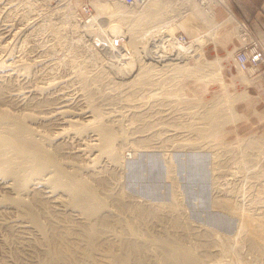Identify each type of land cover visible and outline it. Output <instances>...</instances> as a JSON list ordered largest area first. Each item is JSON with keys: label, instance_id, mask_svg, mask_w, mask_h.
<instances>
[{"label": "rangeland", "instance_id": "rangeland-1", "mask_svg": "<svg viewBox=\"0 0 264 264\" xmlns=\"http://www.w3.org/2000/svg\"><path fill=\"white\" fill-rule=\"evenodd\" d=\"M171 1L173 5H179L181 1L184 2L185 0ZM100 2H102L103 4L99 5L98 3ZM84 7L90 8L89 14ZM92 15H97L100 20H98L97 22L92 20L88 21ZM133 17L134 16L132 14L129 15L124 10L115 13L111 12L108 8V0H104V2L103 0H0V36L6 31L10 30L8 33H5L6 35L4 34L2 35L3 37H0V45H3V48L0 47V59L4 57V59L0 60V62H6L4 64L2 62V64L0 63V107L7 108L17 115H22L23 113L28 112L31 113L32 116L36 117L32 120L27 118L25 119L28 124L30 123V125H32V127L34 125V132L32 133V135L34 134L33 136H35V132H37V137H35L40 140H44V138L46 137V141L44 140L46 143L43 141L44 144L48 146L47 148L50 147L51 150H57V152L59 150V154L57 152L56 153L59 158L61 157L60 160L65 162H63V165L64 167H68L66 168L67 170L70 169L74 171V168L76 167L75 170H77L78 168L79 171H82L79 173V171L77 170L79 175L82 176V174H84L86 177H82L86 179L88 177L87 181L90 179L92 185L94 184V187L97 185L96 188H100L96 189L97 192L99 191L100 195L102 194L104 196V199H107V201H105L108 203L103 210V215H105L106 213V218L108 219L111 217H117L113 220L112 218L111 220L109 219V221L111 222L110 224H107L110 226V230H105L108 225L102 227V234L103 232L105 233L99 240L100 242L97 241V243L102 244L97 245V248L95 247L96 253H94V249L91 251V253H93V257L91 258L92 254L90 253V255L85 259L84 256L79 253V256L81 257L82 255V258H84L85 261L87 260V258H90L86 262H82L84 261V259H82V263L79 261L81 260L79 258L76 263L78 262L77 264H79L80 262V264H106V260L109 257V254L107 253L118 254L120 253V249L121 252H123L122 248H119L120 245L116 244L118 239H116V242L114 244V238H117L116 234H119V232L117 231L118 229L120 230V233L123 234V231H121V229L125 231L123 225L128 222L130 224L132 222L134 226L140 224V228L139 226H136L134 230L139 228L137 231L135 230L136 232L134 230H127V232H124V234L122 235L123 237H125V234H127V238H130L132 240L137 239L138 241L140 239L142 240V242L139 241L141 243L146 242L148 245H150V243L151 245H154V247H151L145 243V251L143 252L146 253V255H142V252L141 257H145L143 260L146 263L142 264H153V258L154 264H159L158 262H160V260L157 256L159 255L160 258L161 247H156L158 243L154 241H157V239L159 240L160 238H170L169 240L171 241H173L174 239L173 242L181 241L182 243H184V246L190 245L191 247H189L191 249L195 245L193 251L198 249V252H195L196 254H198L197 256H199L203 260L206 258V256L208 257V259L211 258L210 262L209 260L207 261V258L206 261L204 260V262H207V264H221L223 261L225 263L229 261V264H231V262L233 264L234 261L231 260L233 258L231 257L232 252H227L228 254L224 252L225 249L223 248L224 251L222 250V245H220L218 239L223 238L227 242L232 240L231 245L233 247L238 243V245L236 246L237 251L239 250L238 246L243 250H240L238 253H241L240 255L244 259H248V256H253L254 252V256L257 255L256 258H258V261H256V258L255 261H253L254 257H251L252 260H250L251 258H249L248 260H250L252 264H255V262L256 264H259L260 262L264 263V237H261L264 236V228L263 230L261 229V235L259 233V235H255L254 231H251L250 233V231L248 230L250 233L249 235L251 236L246 233L247 231L238 232L237 228L239 226L240 220L239 213L237 212L245 211V213L250 214V217L252 218L250 223H252V221L254 220V223L252 224L264 222V220L262 219L264 218V200H262V197L264 198V192H262L264 191V188H262L264 186V170H262V168H264V150L262 148V152V150H260L258 147H254L255 149L253 148L252 153L249 151L252 148H245L248 139L250 137L254 138L253 134H259L264 143V114L261 112L262 110H264V105L259 104L256 98V104L252 105V107L245 101H237L233 105V107L235 111H237V114L241 115L239 121L235 120L226 122V120H224L225 118H223V120L221 119L220 124V119H215L219 123L218 124L216 122V125L214 122L215 120H212V112H210L212 115L209 116L210 113H207V111H210L211 107H215H210L209 105L215 104V96L224 93L225 89L222 88L223 85L219 81L213 79V75L210 72H213L214 74H216L217 72L216 69H212V71H210V67H213L212 65H207L209 71H206V63L208 64V61H210L211 59H216V57L214 56V50L212 49L213 46L211 43H209L208 35L199 40L202 42L203 46H206L204 47L206 54L205 56H200L201 58L199 57L200 64L198 63V65H201L202 70L204 69V67L206 70H201L202 75L196 76L195 74H192L194 76H184L176 68H172L169 66L160 68L157 65L145 63L144 60H150L149 58H146V56L140 57L138 59L134 55V53L131 51L130 46V40H132V38L129 37V34L127 32L128 28L133 26ZM208 29V25H206V23H204L200 17H197L192 11H188L181 17H178L176 26L174 28L170 27V30L168 32L171 33L172 36L177 32H181L188 37V40H190L191 43L196 35L198 36ZM158 31H154L157 33L156 35H154V38H159L161 36V31H159L160 34ZM227 32L225 31V34L222 35V37L224 36L227 38V41L232 39L230 37H232L233 35L235 36V45L231 50V55L229 58L231 62H233V65L236 67L237 65L233 61L234 47H236L238 44V41L236 40L238 33L236 25L235 30L233 27H229V29H227ZM112 33L121 35L118 37L117 43L119 46L123 44L125 50L128 51V55L124 54V56L126 55V57H120V55L116 56V51L112 53L113 49L109 47L108 42L106 41L108 34L111 35ZM135 39L143 42L146 45L147 49L148 45L153 42L152 36L144 39L136 36ZM183 48L185 47H181V49ZM205 60L207 62H205ZM226 60V56H223L222 64L227 66L226 68L230 73V69H228L230 67L228 65L229 62ZM124 61L127 67L119 68V66L122 65H120L119 63ZM165 61L167 60H163L162 62ZM201 63H203V65L205 66L203 67ZM147 67H152L150 72L140 73V69L145 70ZM263 70L264 67L259 71H256L255 73L245 72V75L249 79L257 78L262 74ZM203 72H207V74L209 73V76L207 74L205 75ZM79 74H81V77L79 76ZM82 75H84L85 78L82 79V77H84ZM138 75L139 79H136L135 77H137ZM203 75L206 77H204ZM216 76L218 77L219 74H217ZM79 77L83 80V82ZM208 77H212L211 81H207L210 80V78ZM43 86H45L46 88ZM31 87H34V89H32ZM261 88H264V83H261L260 86V90L263 92V89ZM28 89H31L32 92ZM39 89H41L42 91L40 90V92H38ZM179 89L183 90L180 91ZM176 90L178 92L180 91L179 94H177L178 92L175 93ZM234 90L235 89H232V91ZM232 91L231 93H233ZM34 93L36 95H34ZM175 94H177L178 96ZM60 95L67 98L69 97V107L71 109L73 108V110H79L81 105L85 107L88 105V108L95 107L97 113L98 110L101 111H99V115H94L96 118H92L91 120L96 119L95 121H101L99 119H102L104 123H108L113 129H115L116 132L119 133L117 134L118 137L120 136V139L118 138L116 140L118 141L116 144V146L118 145L116 157L111 158L112 155H108V157L106 156L107 153H102L95 157L94 150L91 148V146L86 147V151L84 150L85 154L82 153V155H76L77 149L80 148V146H85L86 144H84V142L87 139V142L89 143L96 141V139H94L96 134L93 128L91 129V127L87 129L88 132L83 131L84 134L82 133V135H77V133L75 132L76 127L78 126L77 124H63V128L67 129V131H65V133L62 132L63 135L60 134L61 136L56 137L57 139L54 138V141L51 140L53 142L50 141V145H48V138L51 136L54 137V135L60 132L62 128L57 118L45 119L43 114H47L50 111L51 107L55 108L57 106L54 105L60 102L62 98ZM181 96L183 98L185 97L186 99H193L186 101V99H182ZM193 96H195V98L198 97L202 100L198 98L195 99ZM82 99L84 101H82ZM196 100L199 102L195 103ZM222 101L225 103V105L231 104L230 102H228V99L227 101L225 99L220 100V102L218 103L220 107L223 106V110L225 108L224 112L228 109L226 111L227 113L225 112V114L228 115L230 112V108L228 105L227 107L225 105H222L224 103L220 104ZM200 102H202L203 105H201L202 103ZM206 102L208 105L206 104ZM206 106H209V108H207ZM204 109L206 110V113ZM206 117H208L207 120ZM208 121H211L214 124L211 126V122L208 123ZM223 121L226 122L225 125L222 124L224 123ZM215 125L216 127H214ZM218 125H221L223 127H219ZM210 127H212V130H208L211 129ZM217 127H219L218 131H216L218 129ZM35 129L38 131H35ZM233 129L235 132L233 131ZM211 131L215 134L210 133ZM235 136L237 137L235 138ZM242 136L243 140L241 139ZM238 140H242L240 141L242 143H240ZM245 140L246 143L243 142ZM57 142L59 143V146L61 148L56 144ZM239 143L241 145H239ZM54 144L56 145V149L53 148ZM262 145L264 146V144ZM74 149L75 151H73ZM254 150H257V152L255 153ZM241 151H244L242 155L244 157L242 158L240 157ZM245 151L250 154L245 153ZM258 151H260V155L258 154ZM237 153L239 154V156L237 155ZM247 154L250 156L253 155V159L251 157L249 158ZM255 154L258 155L259 158L258 156L256 157ZM228 155H231L232 157L229 156V158ZM254 155L256 158H254ZM246 156L248 157V159L245 158ZM237 158L240 159V161L237 160ZM244 158L245 162L247 161V164L243 162ZM257 158L260 160H258ZM248 160H250L251 163ZM151 162L154 163L153 166ZM261 164L262 166H260ZM79 165L82 167L85 165V168L83 169ZM90 166L93 167V170H90ZM86 167L90 168L87 169ZM258 173L259 175H257ZM256 176L258 177L256 178ZM97 182L98 184L100 182L99 186L98 184H95ZM256 190L258 194H256ZM8 195L10 197L11 193L9 191H5L4 188L2 189V187H0V264H35L36 260L38 262L37 264H39L40 260H38V256L43 258L42 256L44 253H46V249L48 248L45 247V243L47 244V241L45 240L44 242H42V237H44L45 239V234L40 233L37 230L27 231L25 233L21 230L18 231L19 227L15 224L14 226H12L13 223L10 220V217L13 215L11 218L12 220L15 219L18 216V211L12 205L8 207L5 206L4 209L7 210L3 209L4 205L2 204L10 202ZM30 196L31 195L28 196L30 198L29 199L26 195H24V197L31 200ZM62 196L65 201L63 200V203H61V200L60 202L56 203L60 209L55 205L53 206V211L50 212L52 210V207L51 209L49 207L53 204L51 202L52 204H50V206H47L49 210L46 208V206L44 207L43 214H45V216L41 213L43 216L41 217L42 219H46L47 216L52 217L51 215L53 214L54 216L55 214V220H59L56 223L60 222L61 224V222L65 220L66 224L64 223V221L63 224H59V227H65V231L61 229L62 232L65 233L64 235L68 234L69 231V236H71V234L73 233V238L70 237V240L72 239L73 241L71 240L70 242V240H68L71 243H69L70 245L75 246L83 242L79 239L78 243V239L76 238L77 240H74V238L77 232L79 235V229H81V226L83 227L82 224H84L85 222L87 223V221H84L85 219L82 218L84 216H82L83 214L80 213L79 210L75 209L73 211L70 209L69 205H66V201L68 199V195L66 194V192L64 194L62 193L61 197ZM107 196H109V198ZM65 197L67 199H65ZM259 199L261 202L259 201ZM115 200L119 203V205L116 204L117 202ZM119 200H121L120 202L122 204L119 202ZM213 201H215L220 208H218V206ZM248 201L251 203H249ZM225 202H228L229 205ZM247 202L248 204H246ZM123 204H125L126 207L130 208H125ZM210 204H212V206ZM231 204L233 205V207ZM225 205L226 207H224ZM234 205H236L237 207ZM116 206L118 208H122L123 211L121 209H116ZM132 206L135 208L133 209ZM239 206H244V208L242 209ZM55 208L56 211L65 209L69 215L65 212L60 211H57L56 214V211H54ZM130 209L132 210L130 211ZM135 209H137L138 212ZM233 209H236L235 213ZM110 210L114 212L112 213L110 212ZM247 210L250 213L246 212ZM132 211L136 215H133V213H131ZM49 212L51 215L49 214ZM141 212L144 214H142ZM231 212L234 214H232ZM261 212L263 213V215H261ZM16 213L17 215H15ZM58 213L59 215H61L58 216ZM128 213L130 214V217L127 216ZM137 213H139V215H137ZM111 214H114L116 216H111ZM56 215L59 218H56ZM131 215H133V217ZM62 216H64L65 219ZM119 216H122L123 218ZM124 216L125 219L129 218L128 220L130 221L126 222V219V221L124 222ZM259 216L262 217L260 218L261 221L259 220ZM78 218L80 220H77ZM4 219H6V221L7 219L9 220L5 222ZM115 220L118 221H116L115 223ZM118 222L120 224L122 223V225L118 226ZM64 224L67 227L69 226V230ZM74 224L78 225V227L80 228L76 227V225L73 226ZM217 224L219 225V227ZM262 224L264 226V223ZM111 225H113V227L115 228L113 229ZM9 226H12V228L16 230V236L13 235L14 230ZM116 226L118 229L116 228ZM207 226L209 227V230ZM252 226L253 225H251L250 228ZM3 227H6L7 229ZM73 227L77 229H74ZM210 227L212 229L214 228L215 230H211ZM254 227L255 226H253L252 229ZM111 229L113 230L111 231ZM201 229H207V231ZM114 230H116V232ZM113 231L115 232V234ZM143 231L144 233L146 232V234L149 232L150 233L145 235ZM236 231L240 233V235ZM18 232H20L19 234L21 235H18ZM24 233L25 235L27 234L25 237ZM130 233L131 235H129ZM140 233H143V235L146 237L144 238ZM202 233L204 234V236ZM205 233L207 237L205 236ZM220 234L225 235L223 237ZM17 235L19 238L17 237ZM139 235L140 237L142 236V238H140ZM167 235H170L171 237L169 236L167 238ZM211 235L213 240L212 238H210ZM252 235L255 236L254 238L256 239H253ZM131 236H133L134 239ZM136 236L139 238H137ZM148 236L151 237L149 238ZM213 236H216V238ZM227 236L230 240L227 238ZM235 237H237L238 239L237 241H235V244H233V239ZM143 238L145 239V241ZM151 238L154 239L150 240L151 242L148 243V239ZM242 238L243 240L241 241ZM249 239L257 241L256 249L251 248L252 251L250 249L251 244L249 241L253 240ZM38 240H40L41 245L43 244V247L39 246L40 244L38 243L40 242ZM111 240L113 244L111 243ZM209 241L210 243H212L213 241L214 242L210 244ZM72 242L74 244H72ZM217 242L219 243L217 244ZM261 242H263V244ZM240 243L244 245H239ZM103 244L107 246L103 247ZM108 244L111 246V248ZM208 244H210V246H208ZM199 245L200 247L197 248L196 246ZM215 245H217V249ZM98 246L102 247L100 248ZM146 246L149 247L148 249H151L148 250ZM259 246H262V249H260ZM43 248L45 249L44 251L42 250ZM107 248L108 250L110 248V252H108ZM155 248H157L159 251H156ZM247 248L250 250L248 251ZM112 249L114 252H111ZM203 249L205 250L204 254L199 253L203 252ZM152 250H154L156 254L152 252ZM260 250L263 251V253H258L260 252ZM148 251H151V254ZM206 251L209 253V256L205 254L207 253ZM149 254L151 258L149 256L147 257V255ZM214 254H217L216 258ZM221 254L224 255L221 256ZM260 254H262L261 257L263 256V258L260 257ZM152 255L156 257H153ZM225 255H229L228 258H231L227 259ZM244 255H246L247 257ZM132 257H130L131 262H133V260H136L137 258V256L134 255V258L132 260ZM217 257L221 261L217 260V262L215 260L218 259ZM222 257H226L225 260H223ZM259 258L261 259L260 262ZM156 259H158L159 261ZM212 260H214L213 263Z\"/></svg>", "mask_w": 264, "mask_h": 264}, {"label": "bare ground", "instance_id": "bare-ground-1", "mask_svg": "<svg viewBox=\"0 0 264 264\" xmlns=\"http://www.w3.org/2000/svg\"><path fill=\"white\" fill-rule=\"evenodd\" d=\"M184 1V0H183ZM186 1V3H185ZM184 2L181 1V3L179 5H173L172 1L171 0H138L136 3L132 4V5H129L128 4H125L123 3L121 0H108V8L111 12H120L122 10L126 11L129 15L132 14L134 17H133V26L129 27L127 32L129 34V37L132 38V40H130V46H131V51L134 53V55L139 59L140 57H143V56H146V58H149L150 60L149 61H145V63H151L152 65H157L159 66L160 68L161 67H164V66H169V67H172V68H176L177 70H179L184 76H194L192 74H195L196 76L197 75H202L201 73V70H202V67L201 65H198L200 59L199 57L200 56H205V48L206 46H203L202 45V42L199 41L200 39H202L204 36L208 35V38H209V43L212 44L213 46V50H214V56L216 57V59H211L210 61H208L209 63L207 64L206 63V66H213V67H210L212 71V69H216V74H214L213 72H210L212 73L213 75V79H215L216 81H219L223 86L222 88L225 89L224 93H221V95H218V96H215V104H210L209 106H215L214 108L211 107L210 111H207V113H210L212 112L213 116H212V120H215V119H220L219 122L221 121V119L223 120V118H225L224 120H226V122L228 121H235V120H238L241 118V115L237 114V111H235L233 105L237 102V101H245L247 102L251 107L252 105H255L256 104V101H255V98L257 99V102L261 105H264V92H262L260 90V86H261V83H264V74L260 75L259 77L257 78H252V79H249L246 75H245V72H243V70H241L240 68H238L237 66L235 67L233 65V62H231L230 60V55H231V50L233 49V46L235 45V36L233 35L232 39H230L229 41H227V38L226 37H222L223 34H225V31L227 32V29H229V27H233L234 30H235V25H236V28H237V19L236 17L234 16V14L231 12V9L229 7V4H228V1L227 0H185ZM104 2V0H103ZM99 5H102L103 3L100 2L98 3ZM210 6V7H209ZM190 12L192 11L197 17H200L204 23H206V25H208V30L201 33L200 35H196L192 42L190 43L189 46L181 49V47H177L176 44L173 42V39L174 37L171 35V33H169L168 31L170 30V27L171 28H174L176 26V21L178 19V17H181L184 13H187V12ZM98 21L100 20L99 17L97 15H92L90 17V19L88 21ZM11 29V28H10ZM8 30V28H7ZM156 30V32L159 30L161 31V36L159 38H154V35H156L157 33L154 32ZM10 31V30H9ZM9 31H6L7 33ZM158 31V32H159ZM231 31V29H230ZM5 32V31H4ZM5 32V33H6ZM4 33V34H5ZM228 33V32H227ZM2 34V35H4ZM160 34V32H159ZM230 34V33H229ZM1 35V36H2ZM6 35V34H5ZM0 36V37H1ZM121 36L117 33H112L111 35L108 34V37L106 39V41L108 42V45L109 47H111L113 50H112V53L114 51H116V56L117 55H120V57H126V55H128V51L125 50L123 44L121 46L118 45L117 43V40H118V37ZM136 36H139V38H148L149 36H152V40L153 42L148 45V49L146 47V45L143 43V42H140L138 40H136ZM3 37V36H2ZM236 40H237V37H236ZM238 41V40H237ZM3 46V45H2ZM0 45V47H2ZM210 46V45H209ZM3 48V47H2ZM211 49V50H212ZM143 52V53H142ZM124 54H126L124 56ZM198 55V56H197ZM225 57L227 58L226 61L229 62V68L230 69V73L228 72L227 70V66L222 64V57ZM8 57V56H6ZM5 57V58H6ZM119 57V56H118ZM2 58V57H1ZM201 58V57H200ZM205 58V57H204ZM4 59V57L2 58ZM0 59V60H2ZM119 59V58H118ZM155 60V61H154ZM163 60H167L165 62H162ZM225 60V59H224ZM197 61V62H196ZM3 63V61H1ZM0 62V63H1ZM205 62H207L205 60ZM224 62V61H223ZM1 63V64H2ZM4 63H6L4 61ZM3 63V64H4ZM121 66H119V68H124V67H127L125 65V61L124 62H121L119 63ZM161 64V65H160ZM200 64V63H199ZM202 66L204 67L205 65H203V63H201ZM6 65V64H5ZM208 66H207V70L206 71H209L208 70ZM209 68V69H210ZM1 69V68H0ZM152 69V67H147L145 70H141L140 69V73L143 72V73H148L150 72V70ZM204 69L202 71H204ZM251 69V67H250ZM251 71V70H250ZM3 73V72H2ZM5 73V72H4ZM139 73V74H140ZM205 75L207 74V72H203ZM209 74V73H208ZM207 74V75H208ZM219 74V76L217 77L216 75ZM211 75V76H212ZM79 76L81 77V74H79ZM84 76V75H82ZM204 76V75H203ZM202 76V78H203ZM209 76V75H208ZM216 76V77H214ZM79 77V78H80ZM199 77V76H198ZM206 77V76H204ZM85 78L82 77V79ZM136 79H139V75L137 77H135ZM192 78V77H191ZM194 78V77H193ZM210 78V80H207V81H211V78L212 77H208ZM1 79V78H0ZM80 78V80H82ZM199 79V78H198ZM201 79V78H200ZM194 80V79H192ZM205 80V78H204ZM83 82V80H82ZM186 82V81H185ZM213 82V80H212ZM208 84V83H207ZM220 84V85H221ZM205 85V84H204ZM227 85V87H226ZM229 85V87H228ZM49 86V85H48ZM47 86V88H48ZM45 87V86H43ZM42 87V88H43ZM220 87V86H219ZM32 89H34V87H31ZM46 88V87H45ZM181 88V87H180ZM184 88V87H183ZM203 88V87H202ZM228 88H229V91L232 89H235L234 91H232L233 93H231V91L229 92L228 91ZM177 89V87H176ZM237 89V90H236ZM28 90H31V89H28ZM36 90V89H35ZM41 89H39L38 92H40ZM175 90V89H174ZM180 91H182L181 89H179ZM205 90V89H204ZM212 90V89H211ZM42 91V90H41ZM179 91V92H180ZM24 92V91H23ZM32 92V90H31ZM178 92L177 90L175 91V93ZM179 92L177 94H179ZM214 92V91H213ZM22 93V92H20ZM27 93V92H26ZM30 93V92H29ZM28 93V94H29ZM60 93V92H59ZM200 93V92H198ZM204 93V92H203ZM175 94V95H177ZM181 94H184V93H181ZM180 94V95H181ZM27 95V94H26ZM34 95H36L34 93ZM179 95V96H180ZM194 95V94H193ZM203 95V94H202ZM216 95V94H215ZM61 96V95H60ZM65 96V95H64ZM67 96V95H66ZM178 96V95H177ZM61 100L60 102H58L57 104H55L54 106H56L55 108L51 109L50 108V113L48 112L47 114H43L45 119H53V118H57V120H59V123L61 125V131L56 133L54 135V137H49V144L50 145V141L53 140L54 138L56 137H59L61 136L60 134L65 133V131H67V129L63 128V124L67 123V124H77L78 126L76 127V130L75 132L77 133V135L81 134L82 133L84 134L85 131H87L88 128L91 127V129L93 128L96 136L94 139H96V141H93V142H87V140L84 142V144H86L85 146H80V148L77 149V153L76 155H82V153L85 154L84 150L86 149L87 146H91V148L94 150V156L97 157L98 155L100 154H106V156L108 155H112L111 158L113 157H116L117 155V142L116 141L119 137H118V132L115 131V129H113L108 123H104L102 121V119H99L101 121H95L94 119L91 120L92 118H96L95 114H100V110H98V113H97V110L96 108H88V105L85 107L83 105H81V107L79 108V110H73V108L71 109L69 107V102L70 100L68 101V98L67 97H63L61 96ZM182 97V96H181ZM195 98V96H193ZM200 97V96H199ZM59 98V96H58ZM185 98V97H184ZM182 97V99H184ZM198 98V97H197ZM195 98V99H197ZM262 98V99H261ZM80 99V98H79ZM78 99V100H79ZM180 99V98H179ZM186 99V98H185ZM193 99V98H191ZM190 98H187V100H191ZM194 99V100H195ZM200 99V98H198ZM226 100L228 99V102H230L231 105H228L229 108H230V112L228 115L225 114L224 110L222 109V107L219 106V102L220 100ZM181 100V99H180ZM202 100V99H200ZM212 100V98H211ZM80 101V100H79ZM82 101H84L82 99ZM209 101V100H208ZM194 102V101H193ZM199 101L196 100L195 103H197ZM214 102V101H213ZM212 102V103H213ZM263 102V103H262ZM80 103V102H79ZM202 103V102H200ZM205 103V102H204ZM210 103V102H209ZM224 103L223 101L220 103L222 104ZM207 104V102H206ZM204 104V105H206ZM242 104V103H241ZM86 105V104H85ZM203 105V103L201 104ZM208 105V104H207ZM222 105H225L222 104ZM227 105H225L227 107ZM209 106H206L207 108H209ZM238 106V105H237ZM79 107V106H77ZM91 107V106H90ZM244 107V105H243ZM250 108V107H249ZM263 108V107H262ZM206 109V108H205ZM204 109V110H205ZM208 110V109H207ZM44 111V110H43ZM100 111V112H99ZM261 111V110H259ZM204 112V111H203ZM263 114H264V110L261 111ZM205 113H206V110H205ZM224 113V114H223ZM227 113V112H226ZM211 113L209 114V116L212 115ZM242 114V113H240ZM252 114V113H251ZM95 115V116H94ZM38 116V115H37ZM40 116V115H39ZM205 116V115H204ZM254 116V115H253ZM249 117V116H248ZM33 119V118H36L34 116L31 115V113H23L22 115H17V114H14L12 111L8 110L7 108H4V107H0V187H2V189L4 188L5 191H9L11 193V196L9 197L8 195V198L10 199V202L9 203H3L2 205L3 206V209L5 206H13L15 207V209L18 211V216L12 220V216L10 217V220L12 221V226H14V224L16 226L19 227V230L18 231H22V232H27V231H34V230H37L39 231L40 233H43L45 234V239L44 237H42L43 241L44 242L45 240L47 241V244L45 243V248L46 249V253L45 256L43 254V258H41L40 256H38V260L39 261V264H77L76 261L79 260V258L81 260H79L80 262L82 261V259H86V257H88L91 253V251L93 250L94 253H96L95 249L97 248L96 246L97 245H101L98 242H100L99 240L101 239V237L103 236V234L105 232H103L102 234V227L104 226H107L111 221H109V219L111 220V218H106L107 215L105 213V215H103V210L105 209V206L106 204H108L106 201L107 199H104V196L100 193L99 191L97 192V188L96 186L94 187L92 185V182L90 181V179L87 181L86 178L82 177V176H85L84 174L79 175L77 170L79 171V169L77 168V170H75V167L74 168V171L70 170V169H66L68 168L67 166L64 167L63 165V162L62 160H60L59 156L57 155V153L59 154V150L57 152V150H51V148H47L48 146L44 144V142L46 141L45 138L44 140H40L38 138H36V134L37 132H35V136L32 135V133L34 132V125L32 127V125H30V123L28 124L27 121L25 119ZM39 118V117H38ZM43 118V117H42ZM205 118V117H204ZM208 117H206V120H207ZM243 118V117H242ZM41 119V118H40ZM44 119V118H43ZM210 120V119H208ZM248 120V119H247ZM31 122V121H30ZM33 122V121H32ZM35 122V121H34ZM45 122V121H44ZM211 122V121H210ZM208 121V123H210ZM215 124L216 122L218 123L217 120L214 121ZM224 122V121H223ZM222 123L223 125H225V123ZM207 123V122H206ZM214 123L211 122L210 125L212 126ZM219 124V123H218ZM221 124V122H220ZM228 124V123H227ZM226 124V125H227ZM230 124V123H229ZM217 125V124H216ZM216 125L214 127H216ZM219 126V125H218ZM221 126V125H220ZM219 126V127H220ZM254 126V125H253ZM209 127V126H208ZM219 127H217L215 130L218 131L219 130ZM223 127V126H221ZM211 129H208V130H212V127H210ZM214 129V128H213ZM90 130V129H89ZM222 130V129H220ZM35 131H38L35 129ZM84 131V132H83ZM215 131V132H216ZM226 131V130H225ZM234 131V129H233ZM232 131V132H233ZM259 131V130H258ZM88 132V131H87ZM93 132V131H92ZM209 132V131H208ZM214 132V130H213ZM212 131L210 133H213ZM235 132V131H234ZM255 132V131H254ZM67 133V132H66ZM118 133V134H117ZM209 133V134H210ZM231 133V132H230ZM257 133V132H256ZM87 134V133H86ZM93 134V133H92ZM90 134V135H92ZM215 134V133H213ZM253 134V133H252ZM63 135V134H62ZM220 135V134H219ZM237 135V134H236ZM254 138H249L248 141H247V144L245 146V148H249L251 150H249L250 152L253 151V148L255 147H258L260 150H264V146L262 144L263 143V140L261 138V136L259 134H253ZM48 136V135H47ZM76 136V135H74ZM213 136V135H212ZM247 136V135H246ZM252 136V135H250ZM237 136H235L236 138ZM40 138V136H39ZM42 138V137H41ZM63 138V137H61ZM239 138V137H238ZM247 138V137H246ZM57 139V138H56ZM90 139V138H89ZM93 139V140H94ZM120 139V138H119ZM231 139V138H230ZM243 140V136L241 138ZM245 139V137H244ZM240 140V141H242ZM44 141V142H43ZM48 141V140H47ZM54 141V140H53ZM51 141V142H53ZM60 141V140H59ZM90 141V140H89ZM237 141V139H236ZM235 141V142H236ZM239 141V140H238ZM239 141V142H240ZM63 142V141H62ZM228 142H229V139H228ZM233 142V141H232ZM246 143V140L243 141ZM46 143V142H45ZM242 143V142H240ZM239 143V145H241ZM58 146H59V143L57 142L56 143ZM229 144V143H228ZM233 144V143H232ZM230 144V145H232ZM62 145V144H60ZM235 145V144H234ZM55 144H54V149L55 148ZM261 146V148H260ZM60 147V146H59ZM52 148V149H53ZM61 148V147H60ZM59 148V149H60ZM244 148V147H243ZM254 148V149H255ZM257 148V150H258ZM136 149V148H135ZM119 150V149H118ZM242 150V149H240ZM244 150V149H243ZM246 150V149H245ZM257 150L255 151V153L257 152ZM262 150V152H263ZM75 151V149L73 150ZM86 151V150H85ZM238 151V150H237ZM247 151V150H246ZM245 153H248L246 152ZM57 152V153H56ZM216 152V151H214ZM240 152V151H239ZM244 152V151H243ZM243 152L241 151V158L244 157L242 156L243 155ZM235 153V152H233ZM253 153V152H252ZM251 153V154H252ZM264 153V152H263ZM250 154V153H248ZM247 154V155H248ZM258 154L260 155V151H258ZM62 155V154H61ZM234 155V154H233ZM236 155V154H235ZM237 155L239 156V154L237 153ZM236 155V156H237ZM256 155V154H255ZM254 155V158H256L258 155H256L255 157ZM263 155V154H261ZM215 156V155H214ZM213 156V157H214ZM231 156V155H228V157ZM249 158L252 156L248 155ZM109 157V156H108ZM153 157V156H152ZM232 157V156H231ZM156 158V157H155ZM230 158V157H229ZM239 158V157H238ZM240 161V159H238ZM245 158L248 159V157L246 156ZM245 158H244V161L245 162ZM259 158V156H258ZM257 158V159H258ZM246 159V160H247ZM253 159V158H252ZM256 159V161H257ZM157 160V159H156ZM260 160V159H258ZM262 160V158H261ZM214 161V160H213ZM250 162V160H248ZM252 161V160H251ZM157 162V161H156ZM65 163V162H64ZM138 163V162H137ZM149 163V162H148ZM152 163V166H153V162ZM160 163V161H159ZM188 163V162H187ZM212 163H215V162H212ZM240 163V162H239ZM247 164V161L245 162ZM251 163V162H250ZM248 163V164H250ZM259 163V162H257ZM144 164V162H143ZM245 164V165H246ZM67 165V164H66ZM86 165V164H85ZM84 165V166H85ZM142 165V164H141ZM140 165V166H141ZM157 165V164H156ZM78 166V165H77ZM80 166V165H79ZM82 167L80 166L81 168H85V167ZM150 166V164H149ZM262 166V164L260 165ZM79 167V168H80ZM91 167V166H90ZM89 167V168H90ZM254 167V166H253ZM256 167V166H255ZM259 167V166H257ZM87 169H89L88 167H86ZM138 168V167H137ZM150 168V167H149ZM189 168V166H188ZM86 169V170H87ZM194 169V168H193ZM253 169V168H252ZM90 170H93V167H91ZM158 170V169H157ZM254 170V169H253ZM252 170V171H253ZM260 170V169H259ZM262 170H264V168H262ZM84 171V170H83ZM258 171V170H257ZM261 171V170H260ZM82 172V171H79V173ZM159 172V171H158ZM262 172V171H261ZM260 172V173H261ZM160 173V172H159ZM263 173V172H262ZM261 173V174H262ZM155 174V173H154ZM158 174V173H157ZM152 175V174H151ZM259 175V173L257 174ZM250 176V175H249ZM252 176V175H251ZM86 177V176H85ZM156 177V176H155ZM254 177V176H253ZM258 176H256L257 178ZM204 178V177H203ZM156 180V178H155ZM258 181V180H257ZM91 182V183H90ZM101 182V181H100ZM99 182V184H100ZM94 183V182H93ZM261 183V182H260ZM95 184H98L95 183ZM98 184V186H99ZM262 185V184H261ZM264 185V184H263ZM38 187V188H37ZM264 188V186L262 187ZM100 189V188H98ZM259 189V188H258ZM102 190V189H101ZM261 190V189H259ZM244 191V190H243ZM247 191V190H246ZM262 191V190H261ZM13 192V193H12ZM66 192V194L68 195V199L65 197V199H67L66 201V205H69L70 206V209L71 210H79L80 213H82L81 215L84 216H79V217H82L84 218L85 220L84 221H87V223L85 222L83 225V227L81 226V229L80 232H79V235H78V232L77 234H75V238L74 240H77V242L79 243V239L82 240L83 242L81 244H78V245H75V246H72L70 245L71 243V240H70V237L73 238V233L71 234V236H69L68 234L70 233V231L68 232V234L64 235L65 233L62 232L61 229H63L65 231V227L64 228H60L59 227V223H56L58 222L59 220L57 219V221L55 220L53 214L51 215L50 212L53 211V206L56 205L57 208H59V206H57V202H60L61 200V203H63V195L62 193L64 194ZM102 192V191H101ZM106 192V191H105ZM103 192V193H105ZM264 192V191H262ZM27 193V194H26ZM30 193V194H29ZM175 193V192H174ZM31 195V200H29L30 198L28 197L29 195ZM256 194L257 193V190H256ZM24 195L27 196V199L26 197H24ZM106 195V194H105ZM108 195V194H107ZM174 195V194H173ZM172 195V196H173ZM103 196V197H102ZM259 196V195H258ZM263 196V195H262ZM109 198V196H107ZM257 197V196H256ZM249 198V197H248ZM258 198V197H257ZM117 199V198H116ZM119 199V198H118ZM214 199V198H213ZM218 199V198H217ZM223 199V198H222ZM106 200V201H105ZM175 200V199H174ZM224 200V199H223ZM249 200V199H248ZM262 200H264V198L262 197ZM65 201V200H64ZM109 201V200H108ZM116 201V200H115ZM121 200H119L120 202ZM216 201V200H215ZM213 201L217 206L218 204ZM218 201V200H217ZM228 201V200H227ZM245 201V200H244ZM257 201V200H256ZM260 201V199H259ZM53 204H52V203ZM117 202V201H116ZM212 202V201H211ZM224 202V201H223ZM249 202V201H248ZM248 202L246 204H248ZM261 202V201H260ZM121 203V202H120ZM176 203V202H175ZM210 203V202H209ZM213 203V204H214ZM226 203V202H225ZM225 203H221V204H225ZM228 203V202H227ZM226 203V204H227ZM245 203V202H244ZM251 203V202H249ZM48 204V205H47ZM50 204H52V206H50ZM60 204V203H58ZM116 204L119 205V203L117 202ZM122 204V203H121ZM125 206V204H123ZM212 206V204H210ZM220 205V204H219ZM229 205V203H228ZM232 205V204H231ZM253 205V204H252ZM46 206H50L49 208L51 209L52 207V210L49 212V214L52 216H47L44 217L46 219H42V214L44 213L43 209L44 207ZM68 206V207H69ZM214 206V205H213ZM236 206V205H234ZM12 207V208H13ZM67 207V208H68ZM121 207V205H120ZM118 208L116 206V209H121L123 211L122 208ZM133 207V206H132ZM131 207V208H132ZM226 207V205L224 206ZM228 207V206H227ZM233 207V205H232ZM237 207V206H236ZM240 207V206H239ZM248 207V206H246ZM45 208V210H46ZM125 208H130V207H126ZM135 207H133L134 209ZM218 208H220L218 206ZM223 208V207H222ZM229 208V207H228ZM235 208V207H234ZM240 208H244L243 207H240ZM2 209V210H3ZM48 209V208H47ZM60 209V208H59ZM65 209H66V206H65ZM65 209H61V210H57V211H60V212H65L68 214V212L65 210ZM69 209V210H70ZM138 209V208H137ZM135 209L137 212L138 210ZM140 209V207H139ZM143 209V208H141ZM227 209V208H226ZM241 209V210H242ZM1 210V208H0ZM4 210H7V209H4ZM49 210V209H48ZM68 210V209H67ZM109 210V209H108ZM126 210V209H125ZM132 209H130L131 211ZM145 210V209H144ZM153 210V209H152ZM230 210V209H229ZM232 210V209H231ZM234 210V209H233ZM250 210V209H249ZM253 210V209H251ZM56 211V208L55 210ZM57 211H56V214H57ZM146 211V210H145ZM151 211V210H150ZM228 211V210H227ZM238 211V210H237ZM244 211V210H243ZM47 212V211H46ZM110 212H112L110 210ZM114 212V211H113ZM112 212V213H113ZM119 212V210H118ZM121 212V211H120ZM236 212V209L234 210V213ZM246 212H249L248 210ZM42 213V214H41ZM55 213V212H53ZM77 213V212H76ZM131 213H133V215H136L134 214V212L132 211ZM142 213V212H141ZM232 213V212H231ZM229 213V214H231ZM232 213V214H234ZM239 213V216H240V220H239V226L237 227L238 228V232H245L247 231L246 233H248V235L251 233V231H254L255 235H257L258 233L260 234L264 228L263 224L264 222L262 223H257L258 224H252L254 223L252 221L251 222V217H250V214H247L244 212H237ZM250 213V212H249ZM262 213V212H261ZM260 213V214H261ZM64 214V213H63ZM144 214V213H142ZM228 214V213H227ZM17 215V213L15 214ZM45 216V214H43ZM48 215V213H47ZM61 215V214H60ZM59 213H58V216H60ZM69 215V214H68ZM118 215V214H117ZM130 214L128 213L127 216H129ZM133 215H131L133 217ZM137 215H139V213H137ZM213 215V214H211ZM220 215V213H219ZM236 215V214H235ZM263 215V213L261 214ZM260 215V216H261ZM42 216V217H41ZM56 215V218L58 217ZM66 216V215H65ZM110 216V215H109ZM108 216V217H109ZM111 216H116V215H112ZM123 216V215H122ZM122 216H119V217H122ZM259 216V220L260 217ZM15 217V216H14ZM64 217V216H62ZM61 217V219H62ZM130 217V216H129ZM208 217V216H207ZM213 217V216H212ZM232 217V216H231ZM235 217V216H234ZM59 218V217H58ZM68 218V216H67ZM117 217L115 218H112L113 219H116ZM123 218V217H122ZM135 218H139V217H135ZM236 218V217H235ZM239 218V217H238ZM258 218V217H257ZM60 219V220H61ZM65 219V217H64ZM120 219V218H119ZM127 219V218H126ZM125 219V216H124V222L126 221ZM129 219V218H128ZM130 221V220H128ZM221 219V218H220ZM229 219V217H228ZM233 219V218H231ZM254 219V218H253ZM264 220V218H262ZM5 222H7L9 219H4ZM77 220H80L79 218ZM206 220V219H204ZM210 220V219H209ZM213 220V219H212ZM222 220V219H221ZM220 220V222H221ZM257 220V219H256ZM255 220V221H256ZM65 221V220H64ZM61 222V224H63V222ZM82 221V220H81ZM116 221L118 220H115V223ZM122 221V223H123ZM229 221V220H228ZM261 221V220H260ZM1 222V220H0ZM3 222V221H2ZM206 222V221H205ZM211 222V221H210ZM214 222V221H213ZM230 222V221H229ZM234 222V221H233ZM66 224V221L64 222ZM83 223V222H82ZM122 223L120 224L119 222L117 223L118 226L119 225H122ZM203 223V222H202ZM60 224V225H61ZM64 224V225H65ZM80 224V223H79ZM114 224V223H113ZM137 224V223H136ZM201 224V223H200ZM207 224V223H206ZM227 224V223H226ZM7 225V223H6ZM9 225V224H8ZM68 225V224H67ZM76 224H74L73 226H75ZM81 225V224H80ZM115 225V224H114ZM134 226V224H131L128 222L126 223L125 225H123V228L125 229V231L123 229H121V231H123V234L124 232L126 233L127 230L128 231H131V230H134V228H136V226H139V225H136ZM211 225V224H210ZM214 225V224H213ZM216 225V224H215ZM218 225V224H217ZM222 225V224H221ZM229 225V224H228ZM238 225V224H237ZM236 225V226H237ZM253 225L255 226L253 229L252 227L250 228V226ZM2 226V225H1ZM12 226H9L10 228H12ZM66 226V225H65ZM109 226V225H108ZM107 226V227H108ZM199 226V225H198ZM202 226V225H201ZM235 226V225H233ZM263 226V227H262ZM62 227V226H61ZM67 227V226H66ZM69 227V226H68ZM67 227V228H68ZM76 227H78V225H76ZM105 228V230H110V226L108 228ZM111 227H113V225H111ZM121 227V226H120ZM204 227V226H203ZM208 227V226H207ZM215 227V226H214ZM219 227V225H218ZM223 227V226H222ZM3 228H6V227H3ZM15 228V227H14ZM74 228V227H73ZM80 228V227H78ZM115 227H113L114 229ZM117 228V226H116ZM140 228V226H139ZM135 229L136 231L139 229ZM202 228V227H200ZM211 228V227H210ZM7 229V228H6ZM13 229V228H12ZM17 229V227H16ZM74 229H77V228H74ZM111 229V231L113 230ZM118 229V228H117ZM205 229V228H204ZM204 229H201V230H204ZM214 229V228H213ZM211 228V230H213ZM226 229V228H225ZM262 229V230H261ZM14 230V229H13ZM69 230V228H68ZM78 230V231H79ZM134 230V231H135ZM208 230H209V227H208ZM215 230V229H214ZM236 230V229H235ZM250 233H249V231ZM9 231V230H8ZM15 231V232H14ZM13 231V235H15L16 233V230ZM101 231V232H100ZM116 232V230H114ZM113 231V232H114ZM119 232V234H116L117 235V238H114V244L116 242V239L117 240V243L119 246V248H122L123 252H121V249H120V253L118 254H110V253H107L109 254L107 260H106V264H142V263H146L144 262V258L141 257V253L143 251H145V246L146 245L145 243H141L142 240L139 239V242L137 239H134L133 236V239H130V238H127V234H125L123 237L122 233H120V230L118 229L117 230ZM133 231V232H134ZM135 231V232H136ZM198 231V230H197ZM204 231H207L204 230ZM203 231V233H204ZM224 231V230H223ZM264 231V230H263ZM10 232V231H9ZM67 232V231H66ZM76 232V231H75ZM114 232V234H115ZM117 232V233H118ZM134 232V233H135ZM148 232V231H147ZM199 232V231H198ZM211 232V231H209ZM213 232V231H212ZM231 232V231H230ZM234 232V231H233ZM237 232V231H236ZM237 232V233H238ZM11 233V232H10ZM20 232H18V235H21L19 234ZM24 233V237L27 235H25ZM37 233V232H36ZM129 233V232H128ZM132 233V234H134ZM139 233V231H138ZM137 233V234H138ZM144 233V231H143ZM143 233H140L141 235H143ZM150 233V232H149ZM147 233V234H149ZM202 233V234H203ZM17 234V233H16ZM113 234V233H112ZM136 234V233H135ZM145 235L146 232L144 233ZM155 234V233H153ZM216 234H217V231H216ZM219 234V232H218ZM240 235V233H238ZM242 234V233H241ZM258 234V235H259ZM263 234V233H262ZM11 235V234H9ZM11 235V236H13ZM17 235V237H18ZM29 235V234H28ZM131 235V233L129 234ZM157 235V234H156ZM161 235V234H160ZM213 235V233H212ZM212 235L210 238H212ZM221 235V234H220ZM225 235V234H224ZM224 235H221L224 237ZM254 235V234H253ZM252 235V236H253ZM261 235V234H260ZM16 236V235H15ZM43 236V235H42ZM165 236V235H164ZM170 236V235H169ZM168 235L166 236L167 238L169 237ZM197 236H198V233H197ZM199 236H202V235H199ZM204 236V234H203ZM205 236H206V233H205ZM209 236V235H208ZM235 236H236V233H235ZM238 236V235H237ZM244 236V234H243ZM246 236V235H245ZM251 236V235H249ZM129 237V236H128ZM137 237V236H136ZM140 237V235H139ZM137 237V238H139ZM143 237L145 238L146 236L143 235ZM149 237V236H148ZM151 237V236H150ZM149 237V238H150ZM154 237V236H153ZM163 237V236H162ZM171 237V236H170ZM207 237V236H206ZM216 238V236H213ZM230 237V236H229ZM234 237V236H233ZM239 237V236H238ZM255 236H253L252 238L253 239H256L254 238ZM257 237V236H256ZM261 237H264V236H261ZM19 238V237H18ZM22 238H23V233H22ZM77 238V239H76ZM142 238V236L140 237ZM143 238V239H144ZM156 238V237H154ZM153 238V239H154ZM173 238V237H172ZM199 238V237H198ZM226 238V237H225ZM228 238V236H227ZM240 238V237H239ZM70 242H69V240ZM152 238L151 239H148V243L151 242L150 240H153ZM157 239V238H156ZM170 238L168 239H164V238H160L159 240L157 239V241H154L156 243H158V245H156V247H161L160 251H161V254H160V258H159V255L157 256L158 259L160 260V262H158L159 264H207V262H204V260L206 261V258H207V261L209 260V262L211 261L210 259H208V257L206 256V258L203 260L202 258H200L199 256H197L198 254H196L198 251L195 250L193 251L194 249V246L193 248L191 249L189 246H184L181 241H178V242H181V243H178V242H173L171 240H169ZM200 239V238H199ZM205 239V237H204ZM209 239V238H208ZM229 239V238H228ZM227 239V240H228ZM233 239V238H231ZM237 237H235L233 239V244H235V241H237ZM248 239V237H247ZM253 239H249V240H253ZM262 239V238H261ZM264 239V238H263ZM207 240V239H206ZM210 240V239H209ZM213 240V238H212ZM219 242H220V245H222V250L225 251L224 252H232L231 253V257H233L231 260H233V264H252L250 260H252L251 257H254L253 261H255V258L257 257V255L254 256V252H253V256H246L248 259L251 258L250 260L248 259H244L238 252L241 250L243 251L242 249H240V247L238 246L239 250L237 251L236 249V246H232L231 245V241H226L225 239L223 238H219L218 239ZM230 240V239H229ZM243 240V238L241 239V241ZM40 242V240H38ZM73 241V240H72ZM110 241V240H108ZM107 241V242H108ZM145 241V239H144ZM147 241V239H146ZM216 241V240H215ZM240 241V242H241ZM247 241V240H246ZM260 241V239H259ZM263 241V240H262ZM75 242V241H74ZM102 242V241H101ZM106 242V244H107ZM214 242V241H213ZM212 242V243H213ZM217 242V244L219 243ZM245 242V241H244ZM248 242V241H247ZM246 242V243H247ZM250 244H251V248H254L256 249V246H257V241H249ZM70 243V244H69ZM76 243V242H75ZM111 243L113 244L112 240H111ZM204 243V242H203ZM202 243V244H203ZM210 243V241H209ZM210 243V244H212ZM259 243V242H258ZM263 244V242H261ZM40 244L39 246L43 247V244L41 245V242L38 243ZM72 244H74L72 242ZM154 244V243H152ZM201 244V246H202ZM210 244H208V246H210ZM242 243H240L239 245H241ZM260 244V243H259ZM48 245V246H47ZM104 245V244H103ZM109 245V244H108ZM148 245V244H147ZM244 245V244H242ZM248 245V244H247ZM246 245V246H247ZM264 245V244H263ZM107 246V245H106ZM105 245L103 247H106ZM110 246V245H109ZM148 246H153L154 245H148ZM206 246V245H205ZM219 246V245H218ZM40 247V248H41ZM96 247V248H95ZM98 247H102V246H98ZM147 247V246H146ZM197 248L200 247L199 246H196ZM216 249H217V245H215ZM242 247V246H241ZM260 247V246H259ZM42 249L43 251L45 249ZM111 248V246H110ZM110 248L108 250V252H110ZM112 248H113V245H112ZM118 248V249H119ZM149 247H147L148 249ZM204 248V246H203ZM220 248V247H219ZM218 248V249H219ZM224 248V249H223ZM244 248V247H243ZM258 248V247H257ZM264 248V247H263ZM99 249V248H98ZM105 249V248H104ZM151 249V248H150ZM148 249V250H150ZM154 249V248H153ZM202 249V248H201ZM221 249V248H220ZM248 249V248H247ZM248 249V251L250 250ZM260 249H262V246L260 247ZM156 251H159L157 248H155ZM221 250V251H222ZM246 250V249H245ZM98 251V250H97ZM197 251V252H196ZM204 249H203V252H199V253H203L204 254ZM219 251V250H217ZM220 251V253H221ZM247 251V252H248ZM252 251V249H251ZM111 252H114L113 249ZM149 253L151 251H148ZM147 252V254H148ZM152 252H154V250H152ZM196 252V253H195ZM207 252V251H206ZM256 252V251H255ZM263 253V251L260 250V252L258 253ZM79 253H81L84 258H82V255L81 257L79 256ZM155 253V252H154ZM153 253V254H154ZM160 253V252H159ZM157 253V254H159ZM223 253V252H222ZM224 253V254H226ZM91 258L93 257V253H91ZM137 256L136 260H133L134 258V255ZM146 255V253L143 252L142 255ZM151 254V253H150ZM147 255V257L149 256L151 258V256ZM156 254V253H155ZM205 254H209L208 252L205 253ZM224 254H221L224 255ZM228 254V253H227ZM244 254V253H243ZM242 254V255H243ZM256 254V253H255ZM42 255V254H41ZM95 255V254H94ZM111 255V256H110ZM133 255V257H132ZM202 255V254H201ZM211 255V254H210ZM262 254H260V257H261ZM264 255V254H263ZM153 257H156L154 255H152ZM209 256V255H208ZM215 258L217 256V254L215 255ZM227 257V259L231 258L227 255H225ZM259 256V255H258ZM130 257H132V260L133 262H131L130 260ZM152 257V258H153ZM219 257V256H218ZM217 257V258H218ZM224 257V256H223ZM222 257V258H223ZM225 257V258H226ZM90 258V257H89ZM87 258V260L89 259ZM225 258H223V260H225ZM263 258V256L261 257ZM84 259V261L82 262H86ZM156 259V260H158ZM226 259V260H227ZM258 258H256V261ZM260 259V258H259ZM264 259V258H263ZM153 260V264H154V258L152 259ZM155 260V261H156ZM158 260V261H159ZM216 261H221L218 259H215ZM222 260V261H223ZM230 260V261H231ZM147 261V260H146ZM217 261V262H218ZM252 261V262H253ZM261 261V259L259 260V262ZM263 261V260H262ZM79 262V264H80ZM81 262V263H82ZM89 262V261H88ZM91 262V260H90ZM93 262H94V259H93ZM96 262V261H95ZM149 262V261H148ZM147 262V263H148ZM152 262V261H151ZM208 262V263H209ZM214 262V260H212V263ZM229 261H227V263H225L224 261L221 263V264H229L228 263ZM257 262V263H259ZM37 260L35 262V264H37ZM150 263V262H149ZM156 263V262H155ZM263 262H260L259 264H261ZM87 264V263H85ZM90 264V263H89ZM210 264V263H209ZM215 264V263H213ZM219 264V263H218ZM232 264V262H231ZM254 264V263H253ZM256 264V262H255ZM264 264V263H263Z\"/></svg>", "mask_w": 264, "mask_h": 264}, {"label": "built area", "instance_id": "built-area-1", "mask_svg": "<svg viewBox=\"0 0 264 264\" xmlns=\"http://www.w3.org/2000/svg\"><path fill=\"white\" fill-rule=\"evenodd\" d=\"M123 3L132 5L138 0H121ZM87 13H90L89 7H84ZM237 40L238 46L233 52V61L238 68L244 72H249L250 67H254L252 70L255 71L261 62L264 61V55L259 49L257 43L250 40L249 28L242 22H237ZM173 42L179 47H187L190 45L188 37L181 32H177L173 35Z\"/></svg>", "mask_w": 264, "mask_h": 264}, {"label": "crops", "instance_id": "crops-1", "mask_svg": "<svg viewBox=\"0 0 264 264\" xmlns=\"http://www.w3.org/2000/svg\"><path fill=\"white\" fill-rule=\"evenodd\" d=\"M231 12L237 19V22L246 24L250 32V40L257 43L259 49L264 55V0H227ZM237 29V28H236ZM238 46V44H237ZM234 47V50L237 48ZM258 68L249 73H255L264 67V61L257 66ZM244 72V71H243ZM264 74V70L262 71ZM263 89L264 92V88Z\"/></svg>", "mask_w": 264, "mask_h": 264}]
</instances>
